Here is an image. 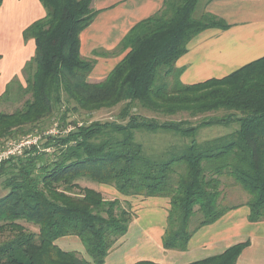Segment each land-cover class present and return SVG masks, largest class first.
<instances>
[{"label": "trees", "instance_id": "1", "mask_svg": "<svg viewBox=\"0 0 264 264\" xmlns=\"http://www.w3.org/2000/svg\"><path fill=\"white\" fill-rule=\"evenodd\" d=\"M39 1L46 15L23 33L25 41L35 42V54L23 69L26 87L20 93L31 99L13 113H0V149L51 117L64 125L70 112L123 108L119 122L74 124V130L48 138L41 149L39 143L0 164V179L8 191L0 198V237H7L0 239V264L105 263L135 214L129 202L106 200L101 192L81 187L79 181L84 179L111 186L124 197L168 198L165 250L186 251L199 229L236 208L220 203L221 197L225 200L224 177L232 182L227 186H238L250 196L245 203L248 220L264 222V56L226 77L193 85L181 83L183 70L176 67L197 35L229 28L204 11L195 17L200 5L211 0H165L162 9L136 24L116 50L94 53L124 54L98 83L89 81L97 60L81 55V33L97 15L91 9L93 0ZM12 83L0 102L10 95ZM138 106L164 116L225 114L189 126L141 116L134 113ZM208 127L232 129L197 141L199 130ZM159 131L190 141L149 154L136 135ZM20 222L38 227L39 232ZM64 237L79 238L88 259L60 249L56 241ZM248 246L240 243L191 264H237Z\"/></svg>", "mask_w": 264, "mask_h": 264}, {"label": "crops", "instance_id": "2", "mask_svg": "<svg viewBox=\"0 0 264 264\" xmlns=\"http://www.w3.org/2000/svg\"><path fill=\"white\" fill-rule=\"evenodd\" d=\"M164 1L93 0L91 9L97 15L81 33V55L97 60L89 77L91 83L107 78L124 57V54L96 57L94 53L116 50L136 24L162 9ZM203 11L223 20L229 28L208 29L190 41L187 53L176 63V67L183 70L180 81L184 85L226 77L264 56V0H211L204 4ZM45 15L39 0H3L0 8V96L7 85L23 73L35 54L34 40L25 41L23 37L25 29ZM104 189L110 197L129 202L135 214L127 234L104 264L141 261L191 264L221 255L245 242L249 246L237 264H264V222L251 223L248 220L250 210L245 203L235 205V209L217 222L199 229L189 241L187 250L180 252L163 248L162 238L170 209L168 198L124 197L113 187ZM56 245L88 259L77 237L60 238Z\"/></svg>", "mask_w": 264, "mask_h": 264}, {"label": "rangeland", "instance_id": "3", "mask_svg": "<svg viewBox=\"0 0 264 264\" xmlns=\"http://www.w3.org/2000/svg\"><path fill=\"white\" fill-rule=\"evenodd\" d=\"M203 5L204 3H202L199 9H197L195 13V17H198V13L200 15L202 14ZM25 79H26L25 75L21 73V75H19L17 79H14L16 81L13 80L14 83H12L11 85L10 95L8 96V98H5L3 101L0 102V113H13L16 109L21 108L26 100L31 99L30 94H27V95L25 94L24 96L20 95L21 88L26 87ZM18 94L20 95V97ZM122 108L123 106L119 105L114 108L101 109L99 111H95L92 113H87L84 111H80L78 113L70 112L67 114L66 123L64 125L60 123L59 118L54 116V117H51L50 119H47L45 124H43L42 126L39 125L38 129H36L35 131L30 132L27 135H19L17 138L12 139V140H19L27 136H37L41 138L40 146H39L41 149V146L43 145L45 146V144L47 143L48 138H55L57 136H65L69 131L74 130L75 129L74 124H77L78 126H82V125H90L94 122L106 123V122L121 121L119 119V114L121 113ZM134 113L150 118V119L156 118L161 123L162 122H172V121L173 122L184 121L189 126L199 125L207 117H211V116L222 117L225 114L224 111H221L217 113H208L205 115H198L195 117V116H191L189 112H180L174 116H164L161 114L150 112L140 106L136 107V109L134 110ZM231 129L232 127L228 129L224 127L203 128L199 130L196 136V140L200 142L211 140L213 138L220 137L222 135L229 133ZM136 139L137 141L143 144L145 151L149 154L150 153H162L164 150H166L172 145L182 146V145L187 144L190 141V140L185 141L183 140V138L178 137L174 135L173 133H166L164 131H159L157 133H148V132L137 133ZM47 152L49 154H52L53 149H48ZM3 180L4 179H0V198L4 197L8 192L3 186V183H2ZM223 182L224 183L221 189L223 190L222 195L224 196L225 200H223L222 197L220 200V203H222L223 206H234V205H238L242 203H247L248 201H250V196L246 192H244L240 187L238 186L232 187L231 185L227 186V184L229 183L232 184L230 179H227L226 177H224ZM79 184L81 187H88V188H92L96 191L101 192L106 200H115L114 197H110L104 191L105 190L104 188L107 187L106 185H99L96 183H92L86 179L80 180ZM120 201L125 202L123 200H120ZM194 220H193V223H194ZM20 223L31 232H34V233L39 232L38 227L32 224H27L26 222H20ZM4 238H7V237L6 236L0 237L1 240ZM131 242H132V239H130V243Z\"/></svg>", "mask_w": 264, "mask_h": 264}, {"label": "built area", "instance_id": "4", "mask_svg": "<svg viewBox=\"0 0 264 264\" xmlns=\"http://www.w3.org/2000/svg\"><path fill=\"white\" fill-rule=\"evenodd\" d=\"M41 138L37 136H27L19 140H10L0 149V164L15 158L22 156L25 150L30 149L33 146H37L40 143Z\"/></svg>", "mask_w": 264, "mask_h": 264}]
</instances>
